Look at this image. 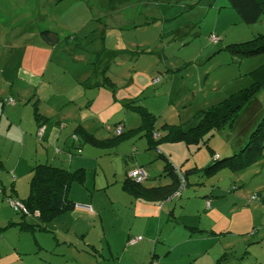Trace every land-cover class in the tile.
<instances>
[{"label": "rangeland", "instance_id": "374dc122", "mask_svg": "<svg viewBox=\"0 0 264 264\" xmlns=\"http://www.w3.org/2000/svg\"><path fill=\"white\" fill-rule=\"evenodd\" d=\"M42 31L56 34V45L45 44ZM260 34L264 14L247 25L227 0H0V67L6 64L8 82L4 89L0 82V105L11 101L4 112L22 119L21 131L33 124L36 108L41 116L72 112L64 132L70 141L79 121L89 123L97 139L112 138L121 126L126 135L111 148L74 153L89 164L85 183L73 185L69 197L85 198L99 217L69 212L41 224L27 215L26 223L45 229L8 230L0 239V264H215L221 257L222 264H264V151L245 169L201 171L211 151L219 160L240 154L264 116V89L231 127L212 131L199 145L149 148L143 131L126 134L141 120L124 106L144 107L159 135L165 123L194 127L199 112L255 82L264 55L237 57L225 48ZM35 134L39 143L42 135ZM12 146L11 164L19 152L16 142ZM31 148L25 147L27 157ZM158 149L176 173L187 172L185 187L142 204L121 182L126 167L142 165L150 175L143 184L173 185ZM4 200V218L21 221Z\"/></svg>", "mask_w": 264, "mask_h": 264}, {"label": "trees", "instance_id": "16d2710c", "mask_svg": "<svg viewBox=\"0 0 264 264\" xmlns=\"http://www.w3.org/2000/svg\"><path fill=\"white\" fill-rule=\"evenodd\" d=\"M230 7L238 14L241 21L247 25L254 24L264 14V0H227ZM45 44L49 46L56 45L58 39L56 34L51 31H42L40 33ZM230 54L237 57H252L256 55H264V34H260L249 42L239 45H230L225 48ZM255 82L250 84L248 88H243L238 93L234 94L231 99H227L217 105L211 106L206 110L198 113V123L184 131L180 125L163 124L160 129L164 135H159L154 132L155 117L148 112L144 107L133 105V102L126 103V109L138 114L141 120V125L138 129L132 130L143 131L148 138V146L152 149H157L161 142L183 141L186 145H199L200 140L211 134L212 131L229 126L231 127L240 112L246 107L251 99L258 91L264 89V68L261 72H256L253 76ZM103 85L108 86L111 90L114 84L109 78H105ZM34 119L37 122H42L43 118L37 114V110L33 112ZM40 126V125H39ZM75 133L80 134L82 142L96 148H111L121 139L125 138L124 133L115 135L110 139H97L92 133L85 132L82 127L78 126L74 129ZM129 132L126 134H130ZM156 135V139L153 137ZM264 151V116L257 123L255 129L250 133L249 138L244 148L239 155L233 154L230 157L220 159L215 156L212 151L210 156L211 162L202 168V172L206 176H213L222 169L229 168L232 171L245 169L260 160ZM165 161L164 169L175 180V185H179L177 173L171 164L167 162L163 155H157ZM1 168V162H0ZM197 169L190 170L188 173L197 172ZM186 175L183 174L184 181ZM86 179V172L83 169L68 171L59 167H54L47 164H39L31 169V177L28 183V194L23 200L17 198H7L20 201L27 210V215L37 218L41 224L53 222L59 216L72 212L76 203L70 200L69 191L73 184L83 185ZM186 182V181H185ZM174 184V183H173ZM164 188L147 189L143 183L137 184L130 179H126L122 183V190L132 198L142 201H151L154 199H165L166 196L158 193ZM160 194V196H159ZM16 213V212H15ZM13 224H10L11 226ZM37 224L20 223L19 228L22 231H33ZM5 228H0V232ZM44 230V227H40ZM223 258H219L215 264H222Z\"/></svg>", "mask_w": 264, "mask_h": 264}, {"label": "crops", "instance_id": "0c3cea01", "mask_svg": "<svg viewBox=\"0 0 264 264\" xmlns=\"http://www.w3.org/2000/svg\"><path fill=\"white\" fill-rule=\"evenodd\" d=\"M15 67L17 68L18 65H14L13 69H15ZM5 68H6V64H2V66L0 67V82L2 83V86H1L2 89L5 88L3 84L4 85L8 84V82L6 81L7 79L6 71L7 70ZM17 71H21V70L17 69ZM57 103L54 104V106L52 107L54 111L58 109ZM4 104L8 105L12 103H9V101L7 100V101H3L2 104L0 105V162H1L0 222L2 221L5 222L4 224L0 223L1 225L0 228L2 229L5 228L3 231L0 232V239L4 238L7 235L8 230L13 231L17 229V231L19 232H25L19 228L20 223L22 222L26 223L24 217L21 216L22 220L14 223L11 217L10 218L8 217L7 219H5L2 212H4L3 210H5L3 205H6L4 198L10 197V198H17V199L23 200L27 197L28 183L31 177V169L34 166L39 165V164H47V165L59 167V168H62L68 171H75L78 169H83L86 172L85 168L89 164L87 162V158L86 160L85 158H81V157L78 158L76 155H74V153L83 154L87 146L93 147L89 144L83 143L80 137V134L74 132V129L80 126L85 132L90 134L91 131L89 130L90 128L89 123H83L82 121H79L78 124L72 125L73 130L71 133V136H72L71 141L69 137L65 138L64 132L67 131V129L70 128L71 126V124L69 123H71L72 118H73L72 112H67V114L60 112L61 115L60 114L54 115L51 112H48L49 114L44 113L45 115H42V116L39 115L40 117L43 118L42 120H45L40 123L34 119V114H33V124L28 127V130L25 129L24 131H21L22 119L18 118V116L15 115V113L12 112L11 109L9 110L8 113L4 112ZM39 125H46V126L44 127V131L42 133V140H40V142L38 143V140L34 137V134L37 128L41 127ZM120 128H121V132L123 133L124 127L121 126ZM9 133L11 134V137L9 136ZM130 134L134 136V132ZM100 140H103V139H100ZM15 142L18 144L19 152L17 156L15 157L16 158L15 162L11 164L9 160L11 157V152L13 150L12 144ZM81 143L84 145H82ZM28 144L32 145V148L30 149V154H28L29 157H27L25 153V147ZM93 148H96V147H93ZM73 149H76L77 151L74 152ZM96 149H99V148H96ZM100 149H104V148H100ZM157 155H163L161 149L157 152ZM136 168H142L144 170L142 165L126 167L125 179H123V181L128 179L127 178L128 172ZM146 176L147 177L145 181L149 180L150 178V175H148L147 173H146ZM172 179L174 183L173 185L167 184L166 182L164 185L160 186L157 183L150 182V183H147L146 185L143 184V186L147 189L165 187L164 190H160L158 191V193H162V195L164 194L166 196L165 199H167L168 197L170 198L171 195L174 194L178 188V186L175 185L174 178ZM123 181L121 182V190H122ZM73 185H77V184H73ZM72 186L70 188V191L72 189ZM85 188L86 187L84 186L83 190L87 191L86 190L87 188L86 189ZM70 191H69V196H70ZM72 201L75 202L76 204L77 202L81 204H85V206H88L90 210L87 211L86 209L83 210V209L75 208L72 212H70V215L76 212H80V213H86L88 215L96 214L97 217H99L100 215L99 208L94 209L93 207L94 205L86 201L85 198H80L77 201H74V200ZM136 201H139L142 204L148 203L147 201H142L139 199H136ZM81 216L82 214H79V215L77 214V217L73 218V222H75V226L81 223L80 221H78V217H81ZM10 224H13V225L9 226ZM6 247H10V246L6 245ZM11 249L14 252L16 251V248L14 246L11 247Z\"/></svg>", "mask_w": 264, "mask_h": 264}, {"label": "built area", "instance_id": "2783aa9c", "mask_svg": "<svg viewBox=\"0 0 264 264\" xmlns=\"http://www.w3.org/2000/svg\"><path fill=\"white\" fill-rule=\"evenodd\" d=\"M9 103H10V100H9ZM43 131H44V128L41 126L38 128L36 134L38 136H41ZM120 133H121V128L118 127L117 131H116V135L118 136V135H120ZM154 137H156V135H154ZM177 176H178V180H179V189H183L185 187V181L183 179V176L179 172L177 173ZM146 177H147L146 173L142 168H136L134 170L129 171L127 174V178L134 181L137 184L143 183L146 180ZM178 191L176 194H178ZM6 202L9 206V208L12 209L13 212H16V213H19L22 215L27 214L26 208L24 207V205L20 201L8 199V200H6ZM206 206H208V203H206ZM75 208H84L87 211L90 210V208H88V206H81V205H77V204H76ZM138 240H140L139 237L136 240L131 241V243H135Z\"/></svg>", "mask_w": 264, "mask_h": 264}]
</instances>
